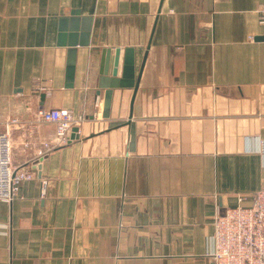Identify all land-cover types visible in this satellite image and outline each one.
<instances>
[{
    "label": "crops",
    "instance_id": "crops-1",
    "mask_svg": "<svg viewBox=\"0 0 264 264\" xmlns=\"http://www.w3.org/2000/svg\"><path fill=\"white\" fill-rule=\"evenodd\" d=\"M263 3L0 0L1 129L39 106L85 116L0 200V264H214L215 214L264 186ZM53 139L12 129V162Z\"/></svg>",
    "mask_w": 264,
    "mask_h": 264
},
{
    "label": "built area",
    "instance_id": "built-area-1",
    "mask_svg": "<svg viewBox=\"0 0 264 264\" xmlns=\"http://www.w3.org/2000/svg\"><path fill=\"white\" fill-rule=\"evenodd\" d=\"M258 22L264 26V3L258 8ZM85 119L83 114H73L68 108L45 109L39 106L28 125L17 117L4 121L0 127V200L11 202L18 194L20 185L35 179L33 164H14L11 158V134L14 128H29L30 134L40 123L54 125V139L43 142L37 159L48 151L66 145L70 141L72 129ZM255 151L264 156V139L257 137ZM25 143L24 146H27ZM40 196L47 193L49 177L40 179ZM239 203L218 211L213 219L214 249L211 257L214 264H264V186L254 195L251 205Z\"/></svg>",
    "mask_w": 264,
    "mask_h": 264
},
{
    "label": "water",
    "instance_id": "water-1",
    "mask_svg": "<svg viewBox=\"0 0 264 264\" xmlns=\"http://www.w3.org/2000/svg\"><path fill=\"white\" fill-rule=\"evenodd\" d=\"M264 38V37H262ZM149 46V45H148ZM147 46V48H148ZM110 53H111V49H106V52H105V61H104V69H103V75L104 76H107L108 74V70H109V57H110ZM146 55H147V51L145 52L144 56H143V59H142V63H141V66H140V71L138 73V76L136 78V81H135V84H134V87H133V95H132V102H133V99H134V96H135V92L137 90V86H138V81H139V77H140V73H141V70L143 69V65L145 63V58H146ZM118 60H119V48H115L114 49V58H113V68H112V73H111V77L115 78L116 77V74H117V67H118ZM123 79L121 80H118L117 84L118 85H122V84H126L127 80L129 78H131V65H130V61H125V65H124V68H123ZM101 81H104L107 83V80H101ZM114 80H110V84L112 83L113 84ZM101 87V85H100ZM103 87V86H102ZM78 132V128L77 127H74L72 129V133L70 135V140L78 137L77 133ZM46 155L40 157L39 159H35L32 164L34 167L38 168L39 167V162L45 158ZM39 175V174H38Z\"/></svg>",
    "mask_w": 264,
    "mask_h": 264
}]
</instances>
